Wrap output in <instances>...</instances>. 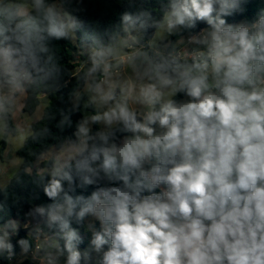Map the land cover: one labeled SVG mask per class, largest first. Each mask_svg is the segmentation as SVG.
Returning <instances> with one entry per match:
<instances>
[{"label":"clouds","instance_id":"clouds-1","mask_svg":"<svg viewBox=\"0 0 264 264\" xmlns=\"http://www.w3.org/2000/svg\"><path fill=\"white\" fill-rule=\"evenodd\" d=\"M117 2L0 0V261L264 264V0Z\"/></svg>","mask_w":264,"mask_h":264},{"label":"trees","instance_id":"trees-1","mask_svg":"<svg viewBox=\"0 0 264 264\" xmlns=\"http://www.w3.org/2000/svg\"><path fill=\"white\" fill-rule=\"evenodd\" d=\"M151 4H155V0H150ZM262 6L259 3V0H249V3L246 5L247 11L242 16H235L234 19L236 21H239L243 18H251L258 8ZM84 7L85 11L83 13H80V18L85 20L86 22V31L91 32L95 27V22H99L98 28L96 30L103 31L105 28H107L109 25L118 22L119 15L125 10L126 6H122L121 3H118L117 0H84ZM78 35H81L78 33ZM61 49L60 54L62 56L63 62L69 66H76L78 65V60L76 59L77 56V49L71 45L69 42H60ZM75 119V118H74ZM12 191L19 196L22 197H29L33 194V188L31 185H28L27 187L24 186H16ZM91 189H89V192ZM3 197L0 196V199ZM39 202H48L47 198L43 195L42 192H40V200ZM28 209L27 205H24L22 211L19 213V218L21 219V222L23 223V212H26ZM10 215L13 218H17V209L15 207H10ZM26 231L22 228L19 233V237H25ZM88 236H85V242L83 245H81V249L87 246L88 243ZM15 243V240L13 241ZM16 252L19 254V247H16ZM0 264H7V262L0 261ZM12 264H16V261H13ZM24 264H28V261H25Z\"/></svg>","mask_w":264,"mask_h":264},{"label":"crops","instance_id":"crops-1","mask_svg":"<svg viewBox=\"0 0 264 264\" xmlns=\"http://www.w3.org/2000/svg\"><path fill=\"white\" fill-rule=\"evenodd\" d=\"M83 249V248H82Z\"/></svg>","mask_w":264,"mask_h":264}]
</instances>
